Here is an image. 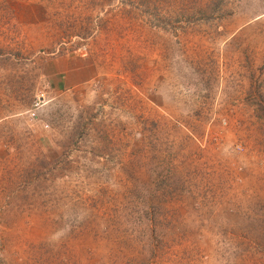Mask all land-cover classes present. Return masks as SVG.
<instances>
[{
    "label": "rangeland",
    "instance_id": "374dc122",
    "mask_svg": "<svg viewBox=\"0 0 264 264\" xmlns=\"http://www.w3.org/2000/svg\"><path fill=\"white\" fill-rule=\"evenodd\" d=\"M0 264H264V0H0Z\"/></svg>",
    "mask_w": 264,
    "mask_h": 264
},
{
    "label": "built area",
    "instance_id": "2783aa9c",
    "mask_svg": "<svg viewBox=\"0 0 264 264\" xmlns=\"http://www.w3.org/2000/svg\"><path fill=\"white\" fill-rule=\"evenodd\" d=\"M35 106H36V108H38L39 107V102H36Z\"/></svg>",
    "mask_w": 264,
    "mask_h": 264
}]
</instances>
